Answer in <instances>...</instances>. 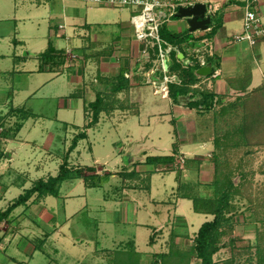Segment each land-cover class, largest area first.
I'll use <instances>...</instances> for the list:
<instances>
[{"label": "crops", "instance_id": "1", "mask_svg": "<svg viewBox=\"0 0 264 264\" xmlns=\"http://www.w3.org/2000/svg\"><path fill=\"white\" fill-rule=\"evenodd\" d=\"M85 3L82 0H0V116L7 123H1L5 130L0 126V149L4 147L6 150L11 145L15 152L23 149L38 151L44 145H55L53 133L42 135L40 141V138L29 134L33 127L41 123V119H46L47 103L55 100L56 115L53 118L58 120L56 128H60L64 141L66 135L72 133L64 160L68 164L79 162V145L85 141L91 153L89 167L101 165L108 171L106 175L101 174V170L89 174L95 176L96 185L88 184L82 177L67 179L59 185L57 196L42 197L64 202L61 210L63 220L58 218L59 212L55 207L45 215L39 214L44 222V227H41H51V230L47 229L44 237H37V244H33L32 240L29 242L38 250L51 244L57 254L62 249V240L68 238L69 248L75 254L72 264H200L193 249L194 238L200 226L214 218L218 189L225 180L223 167L235 165L230 158V148L233 146L235 149L239 145L229 144L232 136L244 137L246 142L240 149L258 151L264 148V43L251 47L231 41L232 35L241 30L244 0H231L219 6L214 16L221 23L213 35L210 33L216 22V19L213 22L214 16L211 30L195 31L193 37L185 19L164 23L170 34L188 33L187 40L181 45L165 41L179 49V52L172 51L175 60L170 61V66L174 63L186 66L189 61L187 65L195 63V46L202 45L206 49L201 41L203 39H207L206 47L210 45L213 51V55L206 54L205 65L196 63L197 70L210 66L211 73L201 75L196 70L198 81L191 85L188 94L179 97L180 103H174L169 93H156L153 85L147 82L153 69L149 63L143 65L140 52L143 45L135 39L133 32L127 41L128 46L124 48L128 49L126 53L123 49L124 58L116 56L117 43L115 48L105 43L106 46L102 44L100 49L92 44L96 42L95 37L91 41L90 32L87 33L94 21L91 19L106 20L98 13L100 8L95 10ZM258 6L263 12L264 0H259ZM116 20L128 26V18L120 16ZM63 43L65 46H61ZM49 48H52L53 55H59L58 60L62 62L56 64L58 60L41 57ZM180 52L183 58L177 57ZM169 73L175 74L170 69ZM151 76L157 78L158 73L154 72ZM60 78L63 79L61 82L58 81ZM67 84L75 86L74 91L58 89L65 88ZM145 88L167 101L162 109L159 102L146 99V90L141 94L145 98L138 95L140 89ZM51 90L55 95L49 92ZM203 93L214 96L210 109L185 104L195 99H200L202 103L200 96ZM96 96L102 97L104 108L94 124H88L89 121L84 119L81 125H76L69 119L61 118V112L72 110V103L77 101L81 102L82 110L87 111L91 119L88 103L93 102ZM31 97H36L35 103L42 105L43 112L30 106ZM129 113L136 115L137 125L135 128L129 126L127 136H132L130 144L137 141L138 145L128 149L122 147L125 150L120 148L114 157L111 154L113 149L103 156L96 155L93 149L95 140L89 139L95 126L101 119L113 122L125 120ZM247 115L249 117H245ZM113 122L111 126H114ZM167 122L171 136L168 138L170 141L166 139L163 145L158 144L161 136L156 127L149 128V131L142 127ZM84 124L86 127L82 129ZM132 129L140 134H136L139 141L136 136L133 137ZM79 130L84 137H78L71 148L73 139L80 134ZM167 142H170L169 145ZM171 155H174L175 162L170 167L155 162V157ZM4 156L7 162L11 161V166L19 168L13 155L5 151ZM179 156L184 158V162L177 167ZM112 160L115 161L114 167L109 165ZM8 173L18 176L15 170ZM156 176L158 180H155ZM40 178L45 179L40 176L37 180ZM230 178L237 185V176ZM79 179L83 181V192H72L71 187L67 188ZM112 183L116 186L110 189ZM64 186L68 194L66 190L62 191ZM95 187H105V191L97 194L99 199L91 197ZM74 198L82 200L69 207ZM246 201L235 193L225 206V220L218 229L219 249L212 255L215 264L234 262L232 252L235 250L230 246L237 231H241L239 237L242 239L249 233L253 234L249 212L238 209ZM84 210L92 220L97 216L99 223L94 232L88 235L83 228L77 230L75 227L70 232L69 221L72 222ZM119 223L127 225L128 233L112 238L109 244L100 238L99 224L105 228L102 232L112 235L113 227ZM59 235L60 240L55 239ZM140 240L146 249L140 250Z\"/></svg>", "mask_w": 264, "mask_h": 264}, {"label": "rangeland", "instance_id": "2", "mask_svg": "<svg viewBox=\"0 0 264 264\" xmlns=\"http://www.w3.org/2000/svg\"><path fill=\"white\" fill-rule=\"evenodd\" d=\"M83 2L85 3V1ZM85 4H88L95 10L97 8H100L98 13L101 15L103 20H106V21H100L99 18L91 19L94 20L93 21L94 25L93 23L91 24L90 30L87 33L90 32L91 41H93V38L95 37L94 39L96 40V42L92 44L95 45L96 48L100 49L102 44L106 46L105 43H108L109 45H113V47L115 48L116 47L115 43H117L118 49L115 51L116 56L119 58H124L125 57V55H123L124 51L126 53V50H128L124 48L128 46L129 42L127 43V41L131 39L130 36L133 32L132 26L129 23V18L131 15L129 8L119 9L112 6H95L90 3H85ZM120 16H122L123 19L128 18V26L122 25L121 22L118 23V20L116 19L117 17ZM215 19L216 17L214 16L213 22L215 21ZM91 20L89 22H91ZM180 20L183 19L177 17L171 19V21L173 22H180ZM95 23H99V24H95ZM239 32H241V30ZM191 36L193 37L192 33ZM262 43H264V40H261L257 45L259 46ZM61 46H65V44L63 43ZM90 51H92V49L89 50V52ZM150 52L151 54H153L154 50L150 48ZM171 60L172 61L175 60V55L173 52L170 54V61ZM69 73L71 74V72ZM62 80L63 79L60 78L58 81L61 82ZM51 86H53V84L49 85L48 87L50 88ZM58 89L63 90L65 92L74 91L75 86L73 87L67 84L65 85V88L58 87ZM144 90H146L144 94L147 100L149 99L150 102H159L160 109L164 107L167 101L165 99H160V97L153 95L152 90L149 88L140 89L138 95L141 96L142 98H145L144 96H142L143 95L142 91ZM52 91L53 90L49 92L53 93ZM40 95H42V93ZM53 95L55 94L53 93ZM35 98L36 97L30 98L29 100L30 106L33 105L35 110L43 112L44 108L40 103L37 104L35 103L36 101ZM47 104L48 105L46 106V112H45L46 119L43 120L41 119L40 120L41 123H38L35 127H33L30 130L29 134L37 138H40L39 139L40 141L42 140V135H45L46 133H53L54 134L53 139L55 145H53L52 147L50 146L47 147V145H44L38 151L36 150L29 151L28 149H23L22 151L19 150L15 152L11 149L12 148L11 145H8L6 150H4V147L2 150L0 149V211L1 212L5 211L9 207L11 203L17 198V196L23 193L24 189L31 187L33 182H35L37 178H39L40 176L41 177L44 176L46 178L49 174L52 175L57 173L59 164H61L64 161V155L68 153V150L66 149L69 148L72 133L70 134V136L66 135L65 141L63 140L64 135H62L61 131H59L60 128L59 129L56 128L58 125V120H55L53 118L56 115L55 113L56 102L54 100L53 102L50 101ZM72 106H74L72 110H64L61 112L60 116L62 119H69L76 125H81L84 119L85 122L89 121L88 124L91 123L92 118L91 119L89 118L90 115L87 113V111L82 110L83 108L81 102L78 103L76 101V103L75 102L72 103ZM135 116L136 115L129 113L125 116L126 118L125 120L122 119V121L117 120L114 122L113 120L110 121L111 119L110 120L101 119L99 124L95 126L94 131L89 136V139L91 138L92 141L95 140L93 142L94 153L96 155L103 156L105 155V153H107L108 150L111 151L113 149V153L111 154L114 157L118 154L120 148L126 147V149H128V147L132 148L138 145V143H136L137 141L130 144L129 139L130 137L132 138V136H127V129L129 128V126L133 125L135 128V126L137 125V124L135 125V120H136ZM245 117H249V115ZM5 120L6 119H4V117L0 116V124L1 123L7 124ZM112 122L114 123V126H111ZM13 123L14 122H9V124H13ZM0 126L3 127V124H1ZM85 127L86 124L82 126V129H84ZM142 127L146 131H149V128L151 127L157 128L159 136H161V139L158 140V144L161 145L166 144L165 143L166 139L168 138L170 139L171 135L168 134L169 131L168 122L157 126L150 125L149 127L146 126H142ZM74 128L73 130H75ZM3 130H5V127H3ZM73 132L76 133L75 131ZM78 132L81 133V130H79ZM133 134H134L133 137L136 136V139L138 137L137 135H140L138 134V132L135 133L134 130H133ZM1 135L2 134H0V137ZM233 136L231 138V141L228 142L229 144L237 143L239 145L235 149L233 148V146L232 148H230L231 150L230 158L235 162V165L233 167L230 166L223 167L224 169L223 174L224 176H228V175L237 176L238 182H237L236 191L238 192V194H240L243 198H246L247 200L246 203L244 204L242 203L243 205L238 209L239 210L241 209L246 213L249 212L250 214L249 218H251V222L253 223L252 226L254 228L253 229L254 235L252 233H249L246 238L242 239L239 237L241 231H237V233L235 234L236 236L231 241V246H230L231 249H234L237 252V253H235V251L232 252L234 253L232 260H234V258L235 260L234 262H226L225 264H264V148L258 151L256 150L246 151V149H240L244 145V142H246L245 139H243L244 137L242 136L233 137ZM58 137H60L61 140H59ZM138 139L140 140V138ZM169 139L168 141H170ZM169 143L170 142H167V145H169ZM140 144L141 142L139 143V146ZM88 145L89 144H86L85 141L80 143L79 146L81 151V156H80L81 158L79 159V162L75 161L74 163L72 162H70V164L67 163L68 166L71 169H79V171H81L83 176H89V174H96L97 170L98 171L101 170L102 172L101 174L106 175L108 171H106L107 169L104 170L101 165L100 166L96 165V167L93 168V171L87 169V167H89L88 164L90 163V155H91L90 151H88L87 149ZM88 148H90V146ZM122 149L125 150V148ZM5 151L10 156L13 155L15 164L20 165L18 169L10 165L11 161L7 162V159L4 156ZM183 162H184L183 157L180 156L177 157V161H176L177 167H179L180 165L182 166ZM114 163L115 161L112 160V162L109 165L111 167H114ZM114 169L115 168H112V170ZM12 170H15V172L18 173L17 177L15 176L14 173L13 175L8 173L11 172ZM154 178L155 180H158L157 176ZM84 184L86 185V182ZM102 184H104V182L101 183V186ZM111 186L112 187H110V189H112L113 186L116 185L113 184ZM69 187L72 188L71 190L72 192L75 191L81 193L82 191L81 188L84 187L83 181L81 179H79L77 182L74 181L72 186L70 185L67 186V188ZM65 190L66 188L64 186L62 191L66 192L67 190L66 191ZM92 191L93 194L91 195V197L99 199L100 196H98L97 194H100L103 191H105V187H98V188L95 187V189H93ZM68 193L69 192L67 191L66 194ZM72 200L74 201L73 203L69 202L70 205V206L68 205L69 207L75 205L78 201L81 202L82 199L74 198ZM62 203L64 204V202H61L60 200L57 199H53L52 197H50L47 200L44 198L38 199L32 197L26 204L14 208L9 214H7L6 217L0 220V264H72V260H73L72 256L75 254L72 248H69V241L67 240L68 238L62 240L61 243L62 249H60L59 253L57 254L54 253L51 244L45 246L41 250L34 248L32 245V243L34 244V242L35 244L38 243L37 237L39 238L44 237V232L47 229L51 230V227L43 228L44 222L41 220L42 218H39V214L45 215L47 211H52L53 208L55 207L57 209V212H59L58 218L60 219V221H62L64 216L61 212L63 207ZM96 204L98 205V203ZM94 217H95L94 220H92V218L89 217L88 212L84 210L82 213L78 214L74 219H72V222L69 221L70 226L72 225L71 227L69 226L68 228L70 229L69 231L71 232V228L73 227H75L77 230L83 228V231H86V233L90 235V232H94L96 224L99 223L97 221V216ZM129 218L131 217L129 216ZM48 222L53 223V221H48ZM41 225L43 227H41ZM99 226L101 230L99 231L100 238L105 239L108 244L112 241V238H119L124 234L128 233V229H129L127 225L125 226L124 224L119 223L117 226L113 227L111 232L112 235L111 234L109 235L104 231L102 232V230H105L103 226H101L100 224ZM67 227H68V222H67ZM59 237L60 235L56 236L55 239H59ZM53 238L54 237H52V239ZM29 240H32L31 241L32 243H30ZM138 244L140 246V250L146 249L145 244L141 240L138 242ZM223 262H225V260Z\"/></svg>", "mask_w": 264, "mask_h": 264}, {"label": "built area", "instance_id": "3", "mask_svg": "<svg viewBox=\"0 0 264 264\" xmlns=\"http://www.w3.org/2000/svg\"><path fill=\"white\" fill-rule=\"evenodd\" d=\"M86 3L97 6H112L123 9L129 8L131 15L129 23L132 26L134 37L143 45L141 59L143 65L151 64L153 71L147 78L156 93H168L170 83H178L175 74L169 73L170 56L172 51L179 52L177 46L167 44L160 34L164 23L175 17L180 7L192 6L195 3H203L206 7V15L211 18L218 11L219 6L231 0H83ZM259 0H244L242 29L231 37L232 42L246 43L253 47L264 40V12L259 9ZM211 30L209 26L207 30ZM204 46L197 45L194 48V57L199 66L206 64V54L213 55L212 47L207 46V39L201 40ZM150 48L154 50L151 54ZM190 61L187 63L189 64ZM186 64V65H187ZM155 67V68H154ZM151 69V70H152ZM158 73L157 78L151 75ZM128 77V74H125Z\"/></svg>", "mask_w": 264, "mask_h": 264}, {"label": "trees", "instance_id": "4", "mask_svg": "<svg viewBox=\"0 0 264 264\" xmlns=\"http://www.w3.org/2000/svg\"><path fill=\"white\" fill-rule=\"evenodd\" d=\"M218 19L219 18L216 19L215 25L210 33L212 35L220 26L221 22ZM160 34L161 37L168 43L178 45H181L184 41H186L188 35V33L182 35L170 34L164 26L161 27ZM53 53L52 48H49L45 53L41 54V57L57 61L59 55H53ZM58 62L60 63L62 60H58L56 64H58ZM197 68L198 66L196 62L192 65L186 66L175 63L170 66V72L175 73L179 79L178 83H170L168 85V93L174 103H180L179 97L188 94L191 90V85L198 81L199 76L196 73ZM200 98L202 99V103H200V99H195L189 100L185 102V104L190 107L200 106L202 109H210V107H212L214 96L211 93H203ZM88 108L91 111L92 117L90 124H94L98 120L99 112L104 108L102 97L96 96V99L93 102L88 103ZM78 137H84V133H80L75 136L70 146L71 148L75 146ZM155 162L163 164L164 166L168 165V167H170L174 164L175 158L174 155L155 157ZM87 169L93 170L91 167H87ZM230 176L232 175L224 176L225 180L218 189V198L216 200L213 220L204 222L198 229L194 238L193 249L196 257L200 259V264H215L212 259V255L219 249V246L217 245L219 235L218 229L225 220L223 211L225 206L228 204L230 197L235 193L238 194L236 191L237 185H234ZM77 177H83L88 184L91 182L90 185H96L94 175L83 176L79 169H71L64 160L59 165L58 173L55 176L50 175L45 179L40 178L36 180L33 182L31 187L24 189L23 193L19 194L5 211H0V220L6 217L7 214H9L14 208L26 204L32 197L42 198L48 195L57 196L59 185L64 180Z\"/></svg>", "mask_w": 264, "mask_h": 264}, {"label": "water", "instance_id": "5", "mask_svg": "<svg viewBox=\"0 0 264 264\" xmlns=\"http://www.w3.org/2000/svg\"><path fill=\"white\" fill-rule=\"evenodd\" d=\"M206 7L203 3H195L192 6L180 7L175 14V17L185 19L188 24V31L193 33L195 31H205L212 23L210 15H206ZM183 58L180 52L177 56ZM198 74L207 75L211 73L210 66L201 67L197 70Z\"/></svg>", "mask_w": 264, "mask_h": 264}]
</instances>
